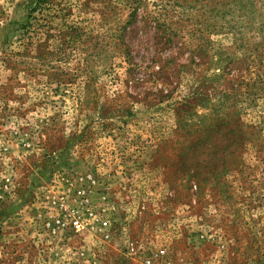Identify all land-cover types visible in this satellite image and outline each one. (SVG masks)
<instances>
[{
  "label": "rangeland",
  "instance_id": "1",
  "mask_svg": "<svg viewBox=\"0 0 264 264\" xmlns=\"http://www.w3.org/2000/svg\"><path fill=\"white\" fill-rule=\"evenodd\" d=\"M54 202L112 219L101 264L153 215L264 264V0H0V264L99 245Z\"/></svg>",
  "mask_w": 264,
  "mask_h": 264
},
{
  "label": "built area",
  "instance_id": "2",
  "mask_svg": "<svg viewBox=\"0 0 264 264\" xmlns=\"http://www.w3.org/2000/svg\"><path fill=\"white\" fill-rule=\"evenodd\" d=\"M54 203L62 213L46 218L45 227L52 236L66 239L74 235L93 240V245L99 244L95 248L86 247L88 244L59 247L56 254L65 257L69 264H101L103 245L112 246L117 235L112 219L101 216L94 202ZM128 203L130 207L134 205V202ZM135 206L139 218L150 212L148 202H137ZM152 217L142 231L120 232L122 248L118 251L124 264H233L228 261L230 249L224 234L206 230H164L165 225L155 215Z\"/></svg>",
  "mask_w": 264,
  "mask_h": 264
}]
</instances>
